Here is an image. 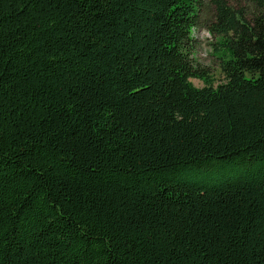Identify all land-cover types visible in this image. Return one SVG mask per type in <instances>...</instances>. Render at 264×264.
<instances>
[{
	"label": "trees",
	"instance_id": "trees-1",
	"mask_svg": "<svg viewBox=\"0 0 264 264\" xmlns=\"http://www.w3.org/2000/svg\"><path fill=\"white\" fill-rule=\"evenodd\" d=\"M213 3L219 80L203 0H0V264H264V0Z\"/></svg>",
	"mask_w": 264,
	"mask_h": 264
},
{
	"label": "rangeland",
	"instance_id": "rangeland-1",
	"mask_svg": "<svg viewBox=\"0 0 264 264\" xmlns=\"http://www.w3.org/2000/svg\"><path fill=\"white\" fill-rule=\"evenodd\" d=\"M214 0H203L201 11V23L198 29L194 31L196 40V53L194 58L196 63L207 69L208 73L216 80L221 79L218 59L216 57L213 43L215 37L209 32L210 22L214 19L215 7ZM231 6L242 10L248 17L259 12V0H227ZM195 86H203V82L198 79H192Z\"/></svg>",
	"mask_w": 264,
	"mask_h": 264
}]
</instances>
